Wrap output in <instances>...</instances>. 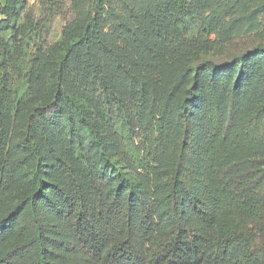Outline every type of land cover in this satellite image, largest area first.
<instances>
[{
  "label": "rangeland",
  "instance_id": "rangeland-1",
  "mask_svg": "<svg viewBox=\"0 0 264 264\" xmlns=\"http://www.w3.org/2000/svg\"><path fill=\"white\" fill-rule=\"evenodd\" d=\"M93 20L95 27L87 28ZM84 34L85 43L63 69L61 110L44 121L52 150L39 130L34 135L46 183L94 173L109 184L113 166L142 183L149 164L148 139L137 121L141 99L144 110L153 95L160 107L168 100L175 121L185 98L196 95L188 103L195 113L214 84L225 104L237 87L240 119L264 108V52L247 54L264 47V0H0V147L12 169L0 214L35 190L23 146L27 118L55 98L59 65ZM89 53L106 92L93 75ZM240 56H245L241 75L234 61ZM210 62L225 67L215 70ZM126 73L148 88L143 91ZM97 137L105 144L107 164ZM154 167L161 203L170 189L171 155Z\"/></svg>",
  "mask_w": 264,
  "mask_h": 264
},
{
  "label": "trees",
  "instance_id": "trees-1",
  "mask_svg": "<svg viewBox=\"0 0 264 264\" xmlns=\"http://www.w3.org/2000/svg\"><path fill=\"white\" fill-rule=\"evenodd\" d=\"M91 21L87 28H94ZM71 45L59 65L55 98L31 111L23 146L33 166L35 190L0 214V264H264V108L239 118V93L230 90L225 104L214 84L206 105L195 113L185 98L176 120L168 100L153 95L144 110L140 100L138 126L148 139L145 175L138 183L113 166L114 180L105 184L90 173L69 182L46 183V168L36 130L52 150L44 123L61 110L63 69L86 41ZM264 52L262 45L247 54ZM95 79L103 80L89 53ZM240 72L245 56L234 59ZM219 70L225 65L212 62ZM143 91L148 87L126 73ZM4 96L0 95V119ZM198 105V104H197ZM177 132L173 142L170 139ZM103 163L109 155L96 138ZM172 158L170 189L158 202L155 165ZM12 169L0 147V203Z\"/></svg>",
  "mask_w": 264,
  "mask_h": 264
}]
</instances>
